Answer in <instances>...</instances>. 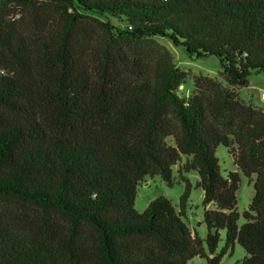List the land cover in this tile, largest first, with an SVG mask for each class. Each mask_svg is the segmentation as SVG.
Segmentation results:
<instances>
[{
	"label": "trees",
	"instance_id": "trees-1",
	"mask_svg": "<svg viewBox=\"0 0 264 264\" xmlns=\"http://www.w3.org/2000/svg\"><path fill=\"white\" fill-rule=\"evenodd\" d=\"M157 37L216 57L226 86L197 77L181 97L186 72ZM253 71L264 0H0V264H220L235 244V264H264V113L237 93ZM174 165L178 209L136 211L139 182L171 186ZM190 171L204 237L184 220Z\"/></svg>",
	"mask_w": 264,
	"mask_h": 264
},
{
	"label": "rangeland",
	"instance_id": "rangeland-1",
	"mask_svg": "<svg viewBox=\"0 0 264 264\" xmlns=\"http://www.w3.org/2000/svg\"><path fill=\"white\" fill-rule=\"evenodd\" d=\"M110 21L114 25H122L118 19L110 17ZM156 41L164 45L172 54L175 64L181 70L186 72V77L183 83L178 87V94L181 97H186L195 90V79L204 77L217 82L220 86H226V83L220 76V66L218 59L214 56L193 59L187 56L185 49L181 45H173L168 39L157 37ZM203 88L207 84L201 80ZM239 99L247 104H252L259 108L264 113V71H253L247 78L246 85L237 90ZM169 142L170 139H169ZM220 171L224 174L233 169V163L230 155L226 152L224 146L219 145L216 149ZM184 157H182V161ZM177 165L173 166V183L168 186L159 176L145 177L144 180L137 185L134 208L138 212H142L148 203L159 196L168 198L171 203L178 209L179 196L183 191V183L177 176ZM186 178L191 182L192 187L189 192L188 200L184 208V220L192 232H196L198 236L204 237L206 227L202 222L203 207L201 205L202 191L198 187H194L197 179L195 171H190L185 174ZM253 184L246 177L241 176L238 189L236 191V210L240 214L238 223L244 222L241 213L247 208L253 196ZM224 231L221 232V241L218 245V250L224 243ZM245 255L243 248L235 244L230 252H227L221 258L220 264H235L240 261ZM187 264H206L205 260L199 257H194Z\"/></svg>",
	"mask_w": 264,
	"mask_h": 264
}]
</instances>
